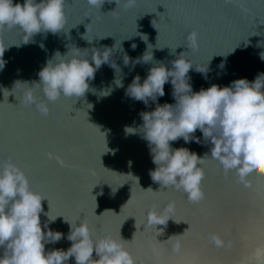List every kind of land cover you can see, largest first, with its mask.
I'll list each match as a JSON object with an SVG mask.
<instances>
[{"label": "water", "instance_id": "water-1", "mask_svg": "<svg viewBox=\"0 0 264 264\" xmlns=\"http://www.w3.org/2000/svg\"><path fill=\"white\" fill-rule=\"evenodd\" d=\"M65 14V32L37 33L28 43H21L24 34L17 27L0 30V48L7 47L6 63L0 69V161L11 158L24 171L29 187L47 199L41 201L43 212L49 206V216H63L70 222L87 219L95 236L120 233L137 264H240L264 241V177L250 179L245 193L231 173L225 176L215 160L206 158L201 185L205 199L199 204L188 203L181 192L162 189L148 174L155 166L147 142L123 130L141 124L138 113L152 110L155 104L149 101L145 108L141 101L126 96L125 88L137 74L143 80L152 66L132 64L148 44L153 46L154 61L169 68L183 52L193 65L187 73L193 91L211 84L228 86L238 78L251 82L264 73V61L259 58L264 52V0H136L127 9L116 7L114 0H105L100 8L90 7L85 0H66ZM193 29L198 34L195 50L185 45ZM66 45L101 51L114 45L109 63L120 71L102 64L84 96L49 103L47 116L34 106H21L23 86L14 82L31 86L39 80L37 73L45 61L54 51L65 53ZM207 63L206 76L194 70ZM114 78H120L123 87H116ZM108 87L110 94L100 96ZM171 91L165 83V94L156 102L174 103ZM194 135L202 138L199 130ZM170 144L187 147L198 156L209 153L212 146L203 140L185 144L178 139ZM148 188L152 191H145ZM168 200L175 201L170 213L175 222L170 218L157 229L149 226L147 210L162 207ZM105 210L112 212L100 215ZM43 212L42 230L47 221ZM59 216L48 227L66 235L69 226ZM210 233L219 234L226 247H214ZM173 235L180 236L168 240ZM177 242L179 249L174 250ZM70 243L62 236L56 243L45 244V250L67 249ZM68 264H74L72 258Z\"/></svg>", "mask_w": 264, "mask_h": 264}, {"label": "clouds", "instance_id": "clouds-1", "mask_svg": "<svg viewBox=\"0 0 264 264\" xmlns=\"http://www.w3.org/2000/svg\"><path fill=\"white\" fill-rule=\"evenodd\" d=\"M85 2L90 7L100 8L105 0ZM108 2L112 3L113 0ZM114 2L116 7L120 5L127 9L133 7L136 0ZM65 4L66 0H23L22 4L19 0L15 3L14 0H0V30L19 28L24 34L21 43L30 42L37 33L65 32ZM197 35L195 29L188 32L185 39L188 49L197 48ZM141 39L146 41L147 38L141 36ZM39 46L43 48V44ZM113 46L104 47L101 51L94 47L81 49L66 45L65 53L54 51L38 71V81H32L31 86L26 81L14 82V86H23L19 103L23 107L34 106L41 116H47L49 103L61 97L76 100L84 96L89 90L88 82L102 64L107 63L117 71L116 64L114 67L109 63V50ZM131 47L135 49L136 45L133 43ZM152 47L148 44L144 53L132 59L133 66L138 63L152 66L147 69L143 80L139 74L133 76L125 88V95L141 101L145 108L149 101L155 107L138 113L141 124L136 127L124 126L123 129L125 135L138 134L147 142L155 166L148 173L151 180L164 190L183 193L188 203L199 204L205 199L201 185L205 177L203 165L207 158L215 160L225 176L231 173L236 185L247 193L250 179L264 177V73L257 74L251 82L238 78L228 86L211 84L193 91L187 75L193 65L182 55L183 52L171 61L169 68L162 62L154 61ZM6 48H0V69L6 63L3 59ZM259 58L264 61V52L259 53ZM123 62L125 65L129 63L126 54L123 55ZM219 67H223V61ZM194 70L206 76L208 63ZM113 83L116 87H123L120 78H114ZM165 83L171 85L174 103L156 102L158 97L165 94ZM111 90V87L102 89L99 95L107 96ZM197 130L202 138L194 135ZM178 139L185 144H200L202 140L210 143V154L198 156L187 147H172L170 142ZM56 160L58 164H63L59 157ZM45 199L29 187L24 171L11 158L0 161V264H68L69 258L73 259L74 264H137L126 247L128 240L123 239L120 233L119 236H95L87 219L70 222L63 216H49V206L48 211L43 212L41 205ZM130 199L131 196L128 201ZM174 208V200H168L162 207L150 208L146 212V223L155 227L166 225ZM106 211L111 210H105L100 215ZM42 212L47 217L43 230L40 222ZM58 216L69 226L66 235L48 227ZM62 236L71 242L67 249L45 250V244L56 243ZM176 236L180 235L170 236L168 240ZM208 239L216 248L226 247L225 241L217 233H210ZM178 249L179 242L174 246V250ZM240 264H264V241L253 247Z\"/></svg>", "mask_w": 264, "mask_h": 264}, {"label": "snow or ice", "instance_id": "snow-or-ice-1", "mask_svg": "<svg viewBox=\"0 0 264 264\" xmlns=\"http://www.w3.org/2000/svg\"><path fill=\"white\" fill-rule=\"evenodd\" d=\"M48 155H49V158L51 159L52 158V155L50 153Z\"/></svg>", "mask_w": 264, "mask_h": 264}]
</instances>
